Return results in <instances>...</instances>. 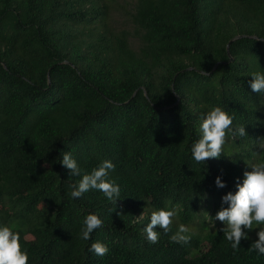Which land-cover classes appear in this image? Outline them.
I'll return each mask as SVG.
<instances>
[{
  "label": "trees",
  "instance_id": "obj_1",
  "mask_svg": "<svg viewBox=\"0 0 264 264\" xmlns=\"http://www.w3.org/2000/svg\"><path fill=\"white\" fill-rule=\"evenodd\" d=\"M117 1L0 0V226L20 234L29 264H264L249 251L264 225L233 250L211 223L264 160V94L250 87L264 73V0H136L124 23ZM213 107L247 135L198 164L191 146ZM67 152L80 176L60 163ZM105 160L116 204L96 190L70 198L68 184ZM161 208L176 216L151 244ZM88 214L103 227L84 241ZM180 224L195 229L187 245L170 242Z\"/></svg>",
  "mask_w": 264,
  "mask_h": 264
},
{
  "label": "clouds",
  "instance_id": "obj_2",
  "mask_svg": "<svg viewBox=\"0 0 264 264\" xmlns=\"http://www.w3.org/2000/svg\"><path fill=\"white\" fill-rule=\"evenodd\" d=\"M250 87L253 92L264 94V73H252ZM233 117L221 107H213L201 119L199 131L201 138L191 146L192 159L196 163H206L210 159L219 160L223 152V146L227 142V136L232 134L244 137L247 135L245 127L240 126L233 130ZM260 148L264 149V138L261 139ZM60 163L70 170V178L80 176L81 170L71 152L63 153ZM251 171H245L242 185L238 184L235 194L229 192L222 197V207L214 220L220 221L225 227L220 229L224 238L230 243L233 250H239L242 240L249 239L247 232L252 231L255 225H264V160L252 164ZM115 170V165L110 160H105L93 168L90 174H84L77 183H69L68 195L72 199H79L91 190L102 192L113 204L119 200L120 187L115 180L109 179L110 171ZM216 186L225 188L221 177L216 178ZM144 213L137 218L143 219ZM176 216L175 210L163 208L153 211L150 223L144 229L149 243L156 244L159 241V233L154 231L159 227L165 234L171 232V225ZM103 227V220L96 214H88L82 221L80 239L87 241L91 234ZM190 229L184 224L178 226L177 231L170 236V242L187 245L191 241ZM258 240L250 248V252L264 255V227L257 232ZM21 236L8 226H0V264H29V255L22 251ZM90 251L103 257L108 254V247L100 242H94Z\"/></svg>",
  "mask_w": 264,
  "mask_h": 264
},
{
  "label": "rangeland",
  "instance_id": "obj_3",
  "mask_svg": "<svg viewBox=\"0 0 264 264\" xmlns=\"http://www.w3.org/2000/svg\"><path fill=\"white\" fill-rule=\"evenodd\" d=\"M136 0H118L117 1V6H116V11L114 12V18L117 22L119 23H124L125 21V12L130 11L132 9V6L134 4ZM128 28H130V25H128ZM209 222V220H208ZM212 223V227H216L219 228L221 226H225L223 225L220 221H214L211 222ZM190 230H192V232L195 230H193L192 228H189ZM255 233H253V235H255V237H257V230H253Z\"/></svg>",
  "mask_w": 264,
  "mask_h": 264
},
{
  "label": "water",
  "instance_id": "obj_4",
  "mask_svg": "<svg viewBox=\"0 0 264 264\" xmlns=\"http://www.w3.org/2000/svg\"><path fill=\"white\" fill-rule=\"evenodd\" d=\"M245 36H237V37H235L234 39H232L231 41H230V43L228 44V46H227V52H228V55L231 57V55H230V46H231V44L234 42V41H236V40H238V39H241V38H244ZM189 70H191V69H189Z\"/></svg>",
  "mask_w": 264,
  "mask_h": 264
}]
</instances>
